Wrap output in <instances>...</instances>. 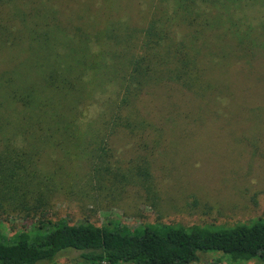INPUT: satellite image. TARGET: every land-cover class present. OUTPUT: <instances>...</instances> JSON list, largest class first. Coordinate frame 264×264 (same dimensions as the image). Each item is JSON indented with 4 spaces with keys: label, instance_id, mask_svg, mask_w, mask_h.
Listing matches in <instances>:
<instances>
[{
    "label": "trees",
    "instance_id": "trees-1",
    "mask_svg": "<svg viewBox=\"0 0 264 264\" xmlns=\"http://www.w3.org/2000/svg\"><path fill=\"white\" fill-rule=\"evenodd\" d=\"M223 1L160 0L141 30L115 22L89 30L61 20L39 29L16 15L0 21V38L27 54L0 75V217L48 204L56 184L39 166L45 146H89L93 155L119 131L159 144L163 123L147 112L155 110L152 88L175 85L222 99L215 87L232 82H212L213 69L264 62V21L235 13L242 2L264 0ZM128 178L119 174L118 181ZM70 250L88 264H191L208 252L231 262L264 260V219L228 227L145 224L138 231L58 220L0 234V264L54 263Z\"/></svg>",
    "mask_w": 264,
    "mask_h": 264
},
{
    "label": "rangeland",
    "instance_id": "rangeland-1",
    "mask_svg": "<svg viewBox=\"0 0 264 264\" xmlns=\"http://www.w3.org/2000/svg\"><path fill=\"white\" fill-rule=\"evenodd\" d=\"M230 1L234 0L223 2ZM159 2L0 1V21L16 15L36 22L39 29L61 20L89 30L103 29L111 22L141 30ZM237 7V15L264 21V1L242 2ZM11 24H7L9 30L16 31ZM11 45L0 38V75L27 55L24 48ZM211 78L214 83L232 82L215 87L222 99L175 85L152 88L148 98L155 110L147 107V112L163 123L159 144L138 142L119 131L95 146L93 155L87 153L89 146H45L38 162L54 178L55 191L37 212L1 216L0 234L11 236L58 220L138 231L145 224L228 227L264 219V62L232 61L213 69ZM97 167L103 179L96 176ZM114 171H118L115 183ZM119 174L129 178L118 181ZM219 258L208 252L191 264H264L258 258L246 262ZM37 264L88 263L78 251L70 250L60 253L54 263Z\"/></svg>",
    "mask_w": 264,
    "mask_h": 264
}]
</instances>
